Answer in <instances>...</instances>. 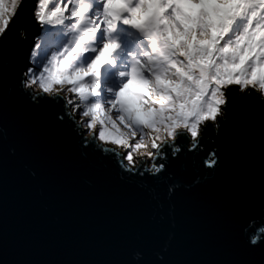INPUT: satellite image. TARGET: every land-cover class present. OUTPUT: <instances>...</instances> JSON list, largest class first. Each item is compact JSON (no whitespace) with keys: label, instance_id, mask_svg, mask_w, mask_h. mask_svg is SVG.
I'll return each mask as SVG.
<instances>
[{"label":"snow or ice","instance_id":"6c2138e0","mask_svg":"<svg viewBox=\"0 0 264 264\" xmlns=\"http://www.w3.org/2000/svg\"><path fill=\"white\" fill-rule=\"evenodd\" d=\"M121 2L0 0V254H14L10 264H264V58L236 66L223 51L264 7L243 0L202 64L187 41L221 0ZM137 7L140 27L128 23ZM80 32L92 33L81 70L106 42L116 47L94 79L45 87ZM90 79V94L73 91ZM249 103L253 114L235 118Z\"/></svg>","mask_w":264,"mask_h":264},{"label":"clouds","instance_id":"9594fccd","mask_svg":"<svg viewBox=\"0 0 264 264\" xmlns=\"http://www.w3.org/2000/svg\"><path fill=\"white\" fill-rule=\"evenodd\" d=\"M105 9L107 10L109 7L112 9H120L123 8L124 5L121 0H117L116 3L109 4V0H102ZM259 7H264V0H257ZM250 5L243 2V0H221V3L217 6V13L211 17H204L201 22V28L204 29L200 33V37L196 38L193 36L190 40L187 41L188 46L194 52L198 53L199 62L202 64L207 63V55L205 54V50L207 54L211 53L214 37L222 31L221 24H227L231 21L229 17L234 15H240L242 10L245 7H249ZM151 7H149V12L151 11ZM83 11V9H81ZM255 13H251L248 15V19L252 18V15ZM108 16H111V19H106L104 15L101 16V19L105 20V29L110 31L113 27H115V23L117 20V15L115 11L107 12ZM147 19V13L140 14L139 7L133 9L131 12V19L128 23L140 27L145 24ZM242 27H239V35L236 36L235 40L232 43L230 48L226 47L223 51L226 52L229 57L235 58L238 61L236 66H239V62H242L247 57H261L264 58V39L259 41L257 45L258 37L264 35V15L259 16L257 18V22L255 27L249 29L247 23L241 21ZM92 39V33L80 32L78 36H75V43L73 44L72 50L76 52V55L71 56V60L69 57H65L63 60H60L58 63L52 64L51 68L46 71V78L43 83L45 87L52 82L56 83H65V82H75L80 76L85 74H90L93 79L95 77L94 68L96 65L101 62L104 56L112 49L116 47L115 43L106 42L104 46L101 48L100 52L94 57L91 61L84 65L83 70L80 68L81 56L83 52L87 51V47H79L82 41H88ZM184 39L182 36L177 34L176 43L179 44L180 41ZM57 54L53 53L49 56V61L54 60ZM71 55V54H70ZM262 65H264V59H262ZM109 67H111V62H109ZM113 79H118L115 75ZM93 80L90 79L87 84H76L73 91H75L80 96H86L91 93L92 88L94 87ZM87 110L92 112L94 116H100L103 118V114L99 112L95 105H89Z\"/></svg>","mask_w":264,"mask_h":264},{"label":"water","instance_id":"95a60500","mask_svg":"<svg viewBox=\"0 0 264 264\" xmlns=\"http://www.w3.org/2000/svg\"><path fill=\"white\" fill-rule=\"evenodd\" d=\"M254 109H255V105L249 103V104H247V105H245L243 107V110L241 112H239L238 115L235 118H238V119H248L253 114V110ZM189 168H190L191 171H196V166H195L194 163H191L189 165ZM189 199H190V196L189 195H185V196L182 197V202L186 204ZM144 211L150 213L152 210L150 208H148V207H145L144 208ZM178 226H180V227H188L187 224L178 225ZM163 239H164V237L162 236L161 237V242H163ZM52 258H59V257H52ZM13 259H16V256L14 254H12L11 252L8 253V254H0V261H7L10 264V262Z\"/></svg>","mask_w":264,"mask_h":264},{"label":"rangeland","instance_id":"374dc122","mask_svg":"<svg viewBox=\"0 0 264 264\" xmlns=\"http://www.w3.org/2000/svg\"><path fill=\"white\" fill-rule=\"evenodd\" d=\"M52 4H53V6H54V4H55V0H52ZM130 40H135V37L133 36V37H130ZM46 58V57H45Z\"/></svg>","mask_w":264,"mask_h":264}]
</instances>
